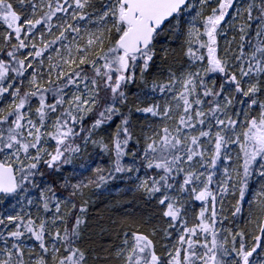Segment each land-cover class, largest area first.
I'll return each instance as SVG.
<instances>
[{
    "label": "snow or ice",
    "instance_id": "1",
    "mask_svg": "<svg viewBox=\"0 0 264 264\" xmlns=\"http://www.w3.org/2000/svg\"><path fill=\"white\" fill-rule=\"evenodd\" d=\"M0 264H264V0H0Z\"/></svg>",
    "mask_w": 264,
    "mask_h": 264
},
{
    "label": "trees",
    "instance_id": "2",
    "mask_svg": "<svg viewBox=\"0 0 264 264\" xmlns=\"http://www.w3.org/2000/svg\"><path fill=\"white\" fill-rule=\"evenodd\" d=\"M94 200L96 203L93 206V215L111 214L113 218H123L127 213L146 211L142 202L133 200L130 195L118 191L115 184L112 186L110 195L101 196L98 199L94 197Z\"/></svg>",
    "mask_w": 264,
    "mask_h": 264
}]
</instances>
